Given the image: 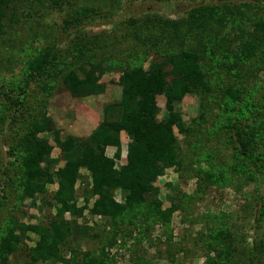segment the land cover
Returning <instances> with one entry per match:
<instances>
[{
  "label": "trees",
  "instance_id": "16d2710c",
  "mask_svg": "<svg viewBox=\"0 0 264 264\" xmlns=\"http://www.w3.org/2000/svg\"><path fill=\"white\" fill-rule=\"evenodd\" d=\"M135 1L0 0V27L10 16L8 33L15 34L18 22L11 16L15 11L23 23L44 15L43 10H57L64 24L77 32L87 21L113 29L112 38L108 34L90 42L80 40L75 46L82 50L78 56L58 60L46 48L28 59L24 73L30 80L56 76L73 97L83 99L103 95L101 76L117 69L121 88L118 100L103 105L104 120L88 136L68 133L61 138L48 118L37 125L33 114L30 125L23 123V135L21 129L13 128L16 141L3 138L13 161L7 173L10 180L3 183L0 196V264H113L114 258L105 249L118 240L132 241L131 261L144 264L136 252L155 245L157 228L160 241L172 240L175 214L181 223L208 221L202 230V245L194 239L204 250L203 264H264V153L258 151L259 144L264 147L262 104L253 98L252 89H236L232 84L233 79L240 82L238 73L245 57L261 52L264 14L259 17L258 11L264 5L260 6V0H159L173 9L178 2L191 4L185 17L168 19L153 13L134 17L130 9ZM150 1L155 0L137 3ZM111 40L122 50L111 47ZM85 50L100 53V57L89 60ZM58 66L62 69L53 76L51 71ZM0 68L6 71L8 66L0 61ZM24 92L14 102L17 107L27 101ZM186 95L198 97L202 115L208 111L206 100L214 98L226 116L215 115L216 127L203 132L198 119L187 123L178 109ZM157 96L165 99L161 118ZM31 106L37 108V104ZM7 120L11 124L18 121L3 117L0 124ZM122 134L127 138L126 157L119 164ZM219 137L233 147L234 158L241 163L228 167L221 150L213 149ZM108 148L115 150L112 157L106 155ZM54 149H58L56 157L52 156ZM169 170L177 175L178 183L166 184L168 193L160 198L156 182ZM244 172L256 185L254 200L258 221L263 222L257 227L260 234L249 241L236 236L232 215L207 213L200 218L188 209L190 201L201 199L208 188H234L233 181L238 176L245 178ZM194 177L195 191L185 194L181 185ZM53 185L55 191L49 194ZM9 194L19 203L29 201L41 219L30 226L18 224L27 212L8 210ZM164 202L168 204L165 208ZM84 212L92 225L81 221ZM27 232L37 236L34 246L22 244Z\"/></svg>",
  "mask_w": 264,
  "mask_h": 264
},
{
  "label": "rangeland",
  "instance_id": "374dc122",
  "mask_svg": "<svg viewBox=\"0 0 264 264\" xmlns=\"http://www.w3.org/2000/svg\"><path fill=\"white\" fill-rule=\"evenodd\" d=\"M260 1L261 3L259 4L262 7L264 0ZM44 3L47 5L48 1ZM189 7H191V4L188 2H178L177 8L173 9L171 4L160 2L159 0L145 3H137L136 0L132 4L130 11H132L134 17L153 13L159 17L179 19L185 17L186 12L189 11L186 9ZM43 11L44 15L39 16L37 19L34 18L32 21L28 20L27 23H23V18L19 11L11 13V16L15 19L17 18L18 22L14 28L15 34L8 33L7 22L10 16L1 22L3 26L0 27V61H4L8 68L6 71L0 68V118L5 117L8 119V117H12L18 121L16 124H11L7 120L4 124H0V196L3 195V190L5 189L3 183L10 180L7 173L10 163L13 161L12 158H8L7 156L9 146L3 142V138L9 137L16 141L18 138L15 139L16 135L13 133V128L18 129V131L21 129L20 136L23 135L25 133L22 131L24 129L23 123L27 121L26 125L27 123L30 125L29 120L31 119L29 117L34 114V120L37 125L43 119L48 118L52 123V129L59 130L61 138H64L68 133L78 137H85L91 133L97 124L104 120L102 113L103 105L107 102L118 100L120 96L121 88L118 84L120 71L117 69H110L101 76L100 82L105 86V93L103 95L83 99L73 97L70 92L61 86V82L56 79V76L50 77L49 80L43 78L41 80H30V76L25 75V62L46 52V48L49 51L51 50L50 52L53 54L51 58L66 60L70 56L77 55L78 51H82L79 46L75 49L76 44H79L80 40L90 42V39L95 36H107L111 34L112 38L114 34L111 32L113 30L111 27H104L100 24L94 25V23H90L89 21L82 22L77 32V28H68L64 24L62 12H58L57 10ZM75 12L80 14V10H75ZM262 14H264V10H259L258 16L260 17ZM116 43V41L114 43L111 40L110 46L113 47L114 45L115 50L119 52L122 50V46L119 48V45ZM106 46L108 47L109 45L106 44ZM260 51L254 57H245L246 63L241 64L239 68L238 75L240 82L237 79H233L232 84L236 89H252L253 98L259 104H262L259 106V114L261 115L259 116L260 119L261 117L264 119V43L261 45ZM83 53L89 60H91V57H100V53L91 50H85ZM9 57L12 58L10 62H8ZM106 65L104 63V66ZM145 66H147V63ZM59 69H62V67L58 66L57 69L52 70V75L54 76L55 73L59 74ZM27 81L28 84H26ZM23 91H25L24 94L27 96V101H23V106L17 107L18 105L14 102H19L20 98H22L20 94ZM216 93L220 95L219 91H216ZM5 95L8 97H5ZM206 101V109L208 111L203 115L199 109L200 100L194 95H186L178 106V109L187 123L193 119H198V124H202L200 129L203 132H211L216 127L214 116L218 114L226 115L220 113V109L214 103V98H208ZM32 103L34 105L37 104L36 109H32ZM156 103L161 110L158 118H161L164 112V97L157 96ZM256 110L255 112H258L257 106ZM253 116L256 117V114L253 113ZM249 120L251 121V118ZM231 122L230 125H232ZM241 124L243 125L244 122H241ZM126 144L127 138L122 134L121 159L119 164L125 163ZM209 145L211 146L212 144ZM213 149L221 150V154L224 156V160L227 161L228 167L232 168L233 165L235 167L236 163H241V159L234 158L233 147L226 140L219 137L218 141L213 145ZM114 151V149L108 148L106 155L112 157ZM258 151L264 153L263 145H258ZM57 155L58 149H54L52 156L56 157ZM82 174L86 176L84 172ZM247 176L248 173L244 172L243 177L245 178L240 179V176L235 178L233 183L236 186L234 188H208L201 199L194 198L195 200L190 201L191 205L188 208L190 214L200 218H203L207 213H212L216 216L223 213L230 214L232 215V222L236 225V228H232L235 229L236 236L243 239L246 237V241H249L251 236L254 237L255 234L259 235L261 231L257 227L262 225L263 222L258 221L257 206L254 200L257 194V190L255 191L256 185ZM176 183H178L177 175L172 170L166 171L156 182V186L160 190V198L165 197L168 193L166 184ZM186 183L185 185H181L180 188L185 194L193 193L197 185V178H190ZM258 185L261 186L260 183ZM55 188L56 185L50 186L48 189L49 194H53ZM6 192L8 193L7 190ZM6 200V208H9L8 210H12V212L20 210L27 212L22 219L19 218L18 224L30 226L35 224L38 219H41L38 212L34 208H31V205H28L30 204L29 201L25 200L19 203L12 194H9ZM167 205L166 202L163 203L164 208ZM2 216L0 215V218ZM87 217V213L84 212L81 221H87L88 225H92L93 221L87 219ZM172 221V240L166 241V244L164 238L160 241L157 238L160 229L157 228L154 232L155 245L146 248L144 252H136V257L140 255L144 258V264H203L204 250L199 246L203 243V241L201 242V238L203 237L202 230L207 229L208 226L205 224L208 221L206 220L207 223L205 224L203 222H196L193 225L187 222L181 223L176 214L173 216ZM26 235L27 237L22 241V244L34 246L37 236L30 232H27ZM194 239H199V246L195 245ZM124 242L118 240L111 248L105 249L114 258L113 264H134L133 259L131 261L130 252V250H134L131 248L132 241L125 240ZM123 244L124 246L120 247ZM166 245L170 246L169 250H167ZM180 245L183 247V250H180Z\"/></svg>",
  "mask_w": 264,
  "mask_h": 264
}]
</instances>
